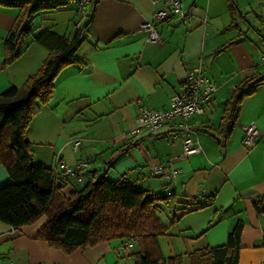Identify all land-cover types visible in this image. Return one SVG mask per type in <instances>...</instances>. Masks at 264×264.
<instances>
[{"label":"crops","instance_id":"1","mask_svg":"<svg viewBox=\"0 0 264 264\" xmlns=\"http://www.w3.org/2000/svg\"><path fill=\"white\" fill-rule=\"evenodd\" d=\"M181 2L183 15L157 18V9L169 11L164 0H98L76 51L79 60L59 71L52 98L40 105L26 130L35 163L59 171L62 162L74 171L62 188L64 195L90 179H117L124 173L170 195L159 214L166 231L126 249L114 240L66 254L36 237L45 216L16 227L0 221V264H135L129 253L140 248L168 258L222 245L238 222V264L263 260L264 31L252 24L247 0H234L233 10L226 0ZM17 11L0 5V92L20 86L47 57L49 51L34 40L35 33L49 29L70 36L84 21L74 0L36 13L20 55L8 63L3 40ZM259 12L254 15L260 21ZM144 21L154 24L157 40H148L140 30ZM199 62L216 87L203 111L189 120L190 136L201 150L183 154L177 118L157 133L133 132L140 110L168 108L188 70ZM253 74L263 79L240 104L225 137L216 131L224 102L238 81ZM249 123L258 135L256 144L246 148L243 127ZM128 143L133 145L121 149ZM154 167L170 175L155 174ZM9 180L0 164V185Z\"/></svg>","mask_w":264,"mask_h":264},{"label":"trees","instance_id":"2","mask_svg":"<svg viewBox=\"0 0 264 264\" xmlns=\"http://www.w3.org/2000/svg\"><path fill=\"white\" fill-rule=\"evenodd\" d=\"M69 1L0 0V5L18 10L3 40L6 62L20 55L22 39L31 31V18L36 13L61 8ZM226 1L233 10L234 0ZM97 3L98 0H88L85 11L81 12L76 2L84 21L70 36L49 29L35 33L34 40L48 49L47 57L20 86H10L0 92V164L10 178L0 185V221L16 227L45 216L36 237L66 254L114 240L119 241L121 249H126L135 240L154 238L167 229L159 214L161 203L168 204L170 195L137 183L126 173L117 179L104 176L90 179L64 195L62 188L70 175L60 162L58 171L33 161L32 144L26 136L28 124L40 105L52 98L59 71L79 60L76 51ZM262 79L253 74L233 86L224 102L217 132L224 133L225 137L229 135L240 104L256 91ZM132 145L125 144L121 149ZM241 229L242 223L238 222L224 244L205 246L185 255L153 257L148 249L142 248L129 255L135 264H238ZM126 242H131V246H124Z\"/></svg>","mask_w":264,"mask_h":264},{"label":"built area","instance_id":"3","mask_svg":"<svg viewBox=\"0 0 264 264\" xmlns=\"http://www.w3.org/2000/svg\"><path fill=\"white\" fill-rule=\"evenodd\" d=\"M78 4V9L83 12L86 9L88 0H75ZM156 2L158 0H152ZM169 7V11L160 8L154 12L157 18H165L169 14L183 15V4L181 0H164ZM260 21L264 26V9L260 12ZM140 30L145 32L148 40H157L158 31L154 24L150 21H144L140 24ZM214 82L204 73L201 62L188 70L182 89L175 93L170 98L168 108H142L136 116L133 132L145 131L147 133H157L167 122L173 118L178 119V126L182 132V147L183 154L190 155L201 150L200 143L194 141L190 136L191 128L189 120L193 114L201 113L204 106L210 101L212 94L215 91ZM258 129L254 123H249L243 127V144L246 148H251L256 144ZM80 143L79 139L74 141L77 146ZM60 166L66 169V172L71 176L74 171L60 162ZM153 172L158 175L169 176L170 174L163 173L160 167H154ZM175 172H172L174 174ZM261 239L264 245V228L262 230ZM131 246V242L124 243V246ZM122 248V247H120ZM259 264H264V258Z\"/></svg>","mask_w":264,"mask_h":264},{"label":"rangeland","instance_id":"4","mask_svg":"<svg viewBox=\"0 0 264 264\" xmlns=\"http://www.w3.org/2000/svg\"><path fill=\"white\" fill-rule=\"evenodd\" d=\"M248 2H250V5H251V7H252V9H253V12H250V14H249V16H250V20H251V22H252V24L255 26V28H257L259 31H264L263 30V27H262V25L260 24V21H259V19H258V17H257V15H254V13H258L259 11L261 12V10H263L264 9V0H247ZM235 5V4H234ZM236 5H237V7H236V9H237V11L239 12V5L237 4V2H236ZM260 12H259V14H260ZM136 241V240H135ZM135 241H133V242H135ZM132 242V243H133ZM135 244H137V243H135ZM137 246V245H136ZM135 246V247H136Z\"/></svg>","mask_w":264,"mask_h":264}]
</instances>
